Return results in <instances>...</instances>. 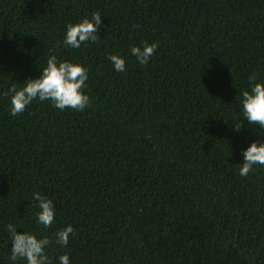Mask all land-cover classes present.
Instances as JSON below:
<instances>
[{"label":"trees","instance_id":"trees-1","mask_svg":"<svg viewBox=\"0 0 264 264\" xmlns=\"http://www.w3.org/2000/svg\"><path fill=\"white\" fill-rule=\"evenodd\" d=\"M93 12L99 41L67 46ZM145 43L159 46L141 65L131 48ZM51 56L89 70L91 105L37 99L11 115L4 93ZM253 73L264 82V0H0V264H26L8 224L49 237L51 264H264V166L240 175L243 150L264 143L243 116ZM35 192L53 201L51 228Z\"/></svg>","mask_w":264,"mask_h":264},{"label":"clouds","instance_id":"clouds-1","mask_svg":"<svg viewBox=\"0 0 264 264\" xmlns=\"http://www.w3.org/2000/svg\"><path fill=\"white\" fill-rule=\"evenodd\" d=\"M102 25L99 12H93L91 18H85L77 24H69L64 43L74 49H79L82 44L98 42V35ZM133 25V28H138ZM158 43H145L144 47L131 48V54L137 58L141 65H147L158 49ZM116 71L126 70V61L120 55H109ZM89 79V70L80 64L70 61H58L55 56L47 60V66L42 69V75L37 79H29L23 88L17 89L13 84L5 96L11 95V115L22 114L34 100L51 101L53 107L60 110L71 108L84 111L91 105L90 97L85 93L86 81ZM255 73L249 76L250 90L242 92L243 116L249 124L259 125L264 129V82H256ZM227 123V121H225ZM235 131L243 128V121L233 125ZM244 163L240 167V175L245 177L253 170L254 166H264V143L253 142L250 147L243 150ZM39 208L37 222L44 228H51L55 220L53 201L39 192L33 193L32 201ZM6 231L10 234L11 260H24L26 264H51L47 255V248L53 241L44 236L29 232L20 233L17 228L8 224ZM75 234L74 228L69 225L55 233V242L67 246L70 237ZM59 264H70L68 255L59 257Z\"/></svg>","mask_w":264,"mask_h":264}]
</instances>
